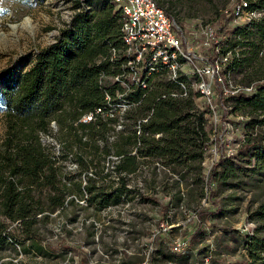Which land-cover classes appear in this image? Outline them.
Masks as SVG:
<instances>
[{
    "label": "trees",
    "instance_id": "trees-1",
    "mask_svg": "<svg viewBox=\"0 0 264 264\" xmlns=\"http://www.w3.org/2000/svg\"><path fill=\"white\" fill-rule=\"evenodd\" d=\"M81 1H75L77 10L70 21L54 43L39 51L28 70L17 73L10 68L1 77L6 129L0 141V249L10 243L21 246L24 236L30 248L41 254L43 248L36 240L39 218L82 201L95 211L117 205L129 193L128 176L142 165L152 160L168 165L202 162L210 140L202 114L194 111L199 93L172 96L181 91L163 72L146 76L141 69L139 82H132L127 60L113 56L112 49L120 50L122 44L121 15L112 0H87V4L99 3V10L94 11ZM253 1L264 10V0ZM155 2L172 18L185 0ZM255 28L264 40V15ZM230 32L223 38L230 44L234 41L232 50L240 45L243 31ZM237 63L233 59L232 67ZM121 74L124 85L114 81ZM178 81L185 82V78ZM117 94L130 105L119 132L115 131L117 110L111 107ZM229 98L234 111L248 118L244 142L237 151L241 158L247 156L244 172L264 178V80L252 94L238 92ZM41 136L54 139L58 149L43 143ZM69 159L73 170L66 169ZM240 172L230 159L220 158L205 177L208 199L217 195V188L238 187ZM249 217L255 223L254 233L247 236L244 246L255 264L264 260V202ZM207 218L205 210L197 211L198 227Z\"/></svg>",
    "mask_w": 264,
    "mask_h": 264
},
{
    "label": "rangeland",
    "instance_id": "rangeland-1",
    "mask_svg": "<svg viewBox=\"0 0 264 264\" xmlns=\"http://www.w3.org/2000/svg\"><path fill=\"white\" fill-rule=\"evenodd\" d=\"M75 1L0 0V141L6 129L1 95L3 73L10 68L17 73L28 70L39 51L54 43L70 21L77 10ZM82 1L92 11L100 8L96 1L88 4L87 0ZM233 1L185 0L178 12L172 13L173 20L184 25L186 35L192 32L196 37L198 73L194 76L196 69L189 64L182 67L181 76L188 84L187 89H196V82H201L198 74L205 72L206 59L211 57L210 37L204 33L205 27H210L220 38L228 27L225 19ZM27 19L32 28L24 26ZM235 30L230 27L228 32L231 35ZM238 31H243L240 45L226 52L228 61L235 57L238 66L228 69L225 62V75L219 84L214 83L211 96L195 98L194 111L202 114L210 139L202 162L168 165L152 160L142 165L134 175L128 176L129 193L117 205L95 211L82 201L61 213L55 211L48 218H39L36 240L43 248L42 253L36 254L30 242L21 236L24 240L21 246L10 243L0 249V264H254L244 245L247 236L254 233L255 223L249 215L264 202V178L244 172L248 167L247 156L241 158L237 151L243 145V129L248 118L234 111V102L229 92L224 91L256 86L264 80V40L255 27ZM231 39L235 37L232 35ZM232 44L224 41L219 48L229 51ZM204 80L210 82V74ZM124 103L122 95L117 94V102L111 106L117 110L116 132L122 130L123 115L130 109ZM51 126L56 130L54 124ZM41 139L58 149L51 137L41 136ZM220 158L230 159L241 171L239 186L216 189L212 185L217 195L209 200L205 177ZM66 169H75L70 159ZM113 176L117 182L116 175ZM218 208L221 215L217 214ZM200 209L208 213L201 228L196 219ZM177 244L180 247L175 250ZM255 264H264V260Z\"/></svg>",
    "mask_w": 264,
    "mask_h": 264
},
{
    "label": "built area",
    "instance_id": "built-area-1",
    "mask_svg": "<svg viewBox=\"0 0 264 264\" xmlns=\"http://www.w3.org/2000/svg\"><path fill=\"white\" fill-rule=\"evenodd\" d=\"M112 2L114 8L121 15L120 38L122 44L120 50L112 49L113 56L122 55L127 60L128 77L132 82H139L138 74L141 69L146 73V76L163 72L169 80L178 84L181 94L172 96L180 98H187L193 91L202 97H210L214 83L219 84L221 76L225 75L223 74V64L226 62L228 69H231L233 68V59H236L233 57L228 61L227 53L219 48L220 44L226 41L223 34L228 32L230 27L237 30L255 27L264 15V10L254 6L253 0H234L225 19L228 27L225 28L220 38L215 36L216 33L210 27H205L204 33L210 37L211 57L206 59L208 66L204 68L205 72L198 74L201 82H196L197 87L192 90L187 89L186 82H179L178 79L182 77V67L187 64L196 69V72L193 73L194 76L198 73L196 64L199 55L195 50L196 37L193 33L189 32L186 35L187 31L180 28L163 9L158 7L155 0H112ZM218 56L219 59L216 60ZM206 74H210V82L204 80ZM124 77L125 75L121 74L114 80L120 85H124ZM140 83L143 88H146L145 80ZM220 84L224 85L222 81ZM255 87L251 84L235 87L230 91L226 89L224 92H229L230 95L238 92L250 95L254 92ZM124 106L127 108L130 105L125 102ZM86 119L88 120L90 117H86ZM178 247L180 244L176 245L175 250Z\"/></svg>",
    "mask_w": 264,
    "mask_h": 264
},
{
    "label": "bare ground",
    "instance_id": "bare-ground-1",
    "mask_svg": "<svg viewBox=\"0 0 264 264\" xmlns=\"http://www.w3.org/2000/svg\"><path fill=\"white\" fill-rule=\"evenodd\" d=\"M24 26L32 28V24H31V22L28 19L25 21Z\"/></svg>",
    "mask_w": 264,
    "mask_h": 264
}]
</instances>
